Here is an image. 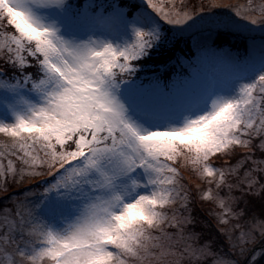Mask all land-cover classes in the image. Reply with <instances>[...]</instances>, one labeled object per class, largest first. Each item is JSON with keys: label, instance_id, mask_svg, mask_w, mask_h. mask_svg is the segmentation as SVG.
<instances>
[{"label": "snow or ice", "instance_id": "snow-or-ice-1", "mask_svg": "<svg viewBox=\"0 0 264 264\" xmlns=\"http://www.w3.org/2000/svg\"><path fill=\"white\" fill-rule=\"evenodd\" d=\"M0 133V264H264V3L0 0Z\"/></svg>", "mask_w": 264, "mask_h": 264}, {"label": "trees", "instance_id": "trees-1", "mask_svg": "<svg viewBox=\"0 0 264 264\" xmlns=\"http://www.w3.org/2000/svg\"><path fill=\"white\" fill-rule=\"evenodd\" d=\"M244 1H246V3H248V0H244ZM180 2H181V0H176V3H180ZM204 2L207 3L208 0H204ZM197 3H200V0H197ZM220 11L227 12L228 10H227V9H222V10H220ZM233 45H234L235 47H240V48L243 47V44H242V42H240V41H233ZM180 170L183 172L182 175L185 177V182L188 183V185H189V182H188L189 179H192V180H194V181H195V180H200V179L198 178V176H196L195 174H193L189 169H187V168H183V167H182ZM24 183L26 184L27 181H25ZM190 184H191V183H190ZM204 185H205L204 182L201 180V184H200V185H195L194 183H192V184L189 185V186L191 187L193 193H195L197 187H199V188L202 189V188L204 187ZM12 188H13V189H10V191H11V190L19 191V188L16 187L15 185H13ZM208 207H212L211 202H205V208H208ZM201 219H202V220H203V219L211 220L212 218L208 215L207 211H203V213H202V215H201Z\"/></svg>", "mask_w": 264, "mask_h": 264}, {"label": "rangeland", "instance_id": "rangeland-1", "mask_svg": "<svg viewBox=\"0 0 264 264\" xmlns=\"http://www.w3.org/2000/svg\"><path fill=\"white\" fill-rule=\"evenodd\" d=\"M216 2L218 3V4H232V5H241V6H246L247 5V3H246V1H244V0H216ZM254 2L256 3V4H261V3H264V0H254ZM257 36H259V33H257ZM7 137L4 135V134H2V133H0V145H2L5 141H7ZM181 173L183 174V172L181 171ZM200 180H192V179H189L188 180V182H189V185H191L192 183H194L195 185H200L201 184V180L204 182V187L202 188V189H205V188H207V187H209V185H208V183H207V181L206 180H204V179H201L200 177H198ZM27 183H28V181H27ZM26 183V184H27ZM191 183V184H190ZM17 187V186H16ZM212 188H213V192H215V187H214V185H212ZM13 189V188H12ZM0 195H3V193H0ZM205 202H208V201H205Z\"/></svg>", "mask_w": 264, "mask_h": 264}]
</instances>
